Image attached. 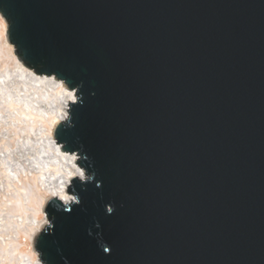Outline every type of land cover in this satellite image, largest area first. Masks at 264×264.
<instances>
[{
	"label": "water",
	"instance_id": "water-1",
	"mask_svg": "<svg viewBox=\"0 0 264 264\" xmlns=\"http://www.w3.org/2000/svg\"><path fill=\"white\" fill-rule=\"evenodd\" d=\"M0 16L20 65L76 95L53 141L84 178L47 201L41 264H264V0H0Z\"/></svg>",
	"mask_w": 264,
	"mask_h": 264
},
{
	"label": "bare ground",
	"instance_id": "bare-ground-1",
	"mask_svg": "<svg viewBox=\"0 0 264 264\" xmlns=\"http://www.w3.org/2000/svg\"><path fill=\"white\" fill-rule=\"evenodd\" d=\"M6 27L0 16V264H41L33 242L48 224L45 205L52 197L72 202L66 188L72 178H84L76 156L53 141L76 95L54 77L20 65Z\"/></svg>",
	"mask_w": 264,
	"mask_h": 264
},
{
	"label": "snow or ice",
	"instance_id": "snow-or-ice-1",
	"mask_svg": "<svg viewBox=\"0 0 264 264\" xmlns=\"http://www.w3.org/2000/svg\"><path fill=\"white\" fill-rule=\"evenodd\" d=\"M68 98L70 99V100H72L73 99V94L71 93V92H69L68 94ZM57 131H59V130H57ZM68 131H74V129H68ZM81 175H83V173H81ZM83 199V194L81 195V200ZM107 250V249H106Z\"/></svg>",
	"mask_w": 264,
	"mask_h": 264
}]
</instances>
